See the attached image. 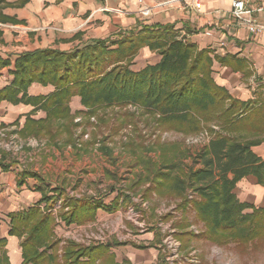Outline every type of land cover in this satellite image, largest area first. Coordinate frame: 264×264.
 Here are the masks:
<instances>
[{"label":"trees","instance_id":"obj_1","mask_svg":"<svg viewBox=\"0 0 264 264\" xmlns=\"http://www.w3.org/2000/svg\"><path fill=\"white\" fill-rule=\"evenodd\" d=\"M2 20L15 22L5 17ZM176 33L172 24L143 25L139 29L119 30L114 40L111 36L91 39L68 51L39 48L18 53L13 62L0 57V68L12 65L13 76L8 85L0 88V102H22L44 110V118L34 120L27 116L20 130L37 137L54 138V127L57 132L61 125H73L68 102L75 95L86 108L136 104L187 134L208 131L213 135L208 146L196 154L200 167H188L171 176L175 164H170V172L159 174L156 182L158 193L163 194L168 188L173 197L180 199L177 207L182 215L192 210L195 220L203 226L197 234L189 229L186 219L176 222L181 249H187L189 240L196 236L219 246L263 239L264 209L241 202L235 188L248 175L264 186V156L253 151L254 146L264 143V101L235 99L213 79L214 61L244 71V59L212 56L209 50L199 51L194 44L177 38ZM143 46L156 51L160 60L138 71L131 70L129 59ZM33 82L51 85L54 91L45 97L29 96L27 88ZM210 122L217 130L207 125ZM19 176L21 180L37 178L25 170ZM190 188L194 195L189 198ZM48 199L42 194L34 206L9 214V233L22 238V264H95L98 259L100 264H106L107 257H111L109 264H115L105 246L80 247L71 242L64 247L61 263L58 262L52 211L39 207ZM52 206V202L46 204L47 208ZM100 207L86 198L67 197L59 216L66 223H84L93 220ZM246 209L251 211L245 212ZM4 243L1 239V255Z\"/></svg>","mask_w":264,"mask_h":264},{"label":"rangeland","instance_id":"obj_2","mask_svg":"<svg viewBox=\"0 0 264 264\" xmlns=\"http://www.w3.org/2000/svg\"><path fill=\"white\" fill-rule=\"evenodd\" d=\"M143 25L149 24L138 23L136 29ZM177 33L178 38L186 40L182 31ZM114 39L116 38H111ZM145 47L147 46L141 47L129 59L128 67L131 70L152 63L153 54L157 52L149 49L150 54L144 53ZM260 67L264 70L263 63ZM262 83L258 86V91L261 93L256 96L257 99L253 96L251 101L256 103L264 101ZM252 88L254 90L255 86ZM70 101L68 107L73 125L70 127L61 125L57 132L54 127L51 130V135L55 134L54 138L47 135L37 137L20 133L25 121L20 123L15 120L12 123L0 124V168L7 169L12 166L34 170L36 166H43L44 156L54 159V154L57 153L63 164L62 176L58 177L56 185L45 182L41 184L42 193L49 199L41 202L39 207L44 205L45 212L53 211L55 208V215L59 217L66 198L73 197L86 198L95 204L110 208V210L103 209L105 212L108 211V215H103L104 213L97 209L98 212L96 211L90 225L87 222L74 223V229L79 236L73 240V243L80 247H86L88 244L102 245L108 236V230L106 232L104 229L105 222L109 218L114 219L115 214H121L123 228L119 227L117 231H121L124 237L117 239V234L120 235V232H116L111 234L114 235L111 238L108 237V241L116 245L117 241L129 245L135 243L141 247L144 244L138 238L134 242L133 234L152 233L151 245L156 244L161 250L157 264H166L164 256L167 253L163 240L168 232H171L172 237L181 247V241L176 237L179 232V228L175 226L176 222L181 221V218L186 219L190 223L189 229L197 234L203 230V226L195 220L192 210L182 215V211L177 207L180 199L173 197L168 188L163 194L155 190L156 182L159 181L158 176L168 172L167 168L170 164H175L172 168L173 172L169 171L171 176L188 167L194 169L200 167L201 163L196 154L208 146L213 135L206 130L187 134L172 128L161 121L159 114L136 104L101 105L90 109L84 107L79 99L81 107L72 111ZM29 105L33 106V109L27 114L28 117L31 118V115H35L37 111L45 113L44 110L37 109V105ZM38 119L41 118L34 120ZM207 125L217 130L214 122ZM75 164H78L77 167ZM46 177L52 176L47 174ZM56 193L58 196L55 195ZM192 195H194L192 189L187 190V196L190 198ZM51 202L53 206L47 208L46 204ZM261 206L264 207V203ZM250 211L251 209L245 210V212ZM127 231L131 232L130 239L125 237ZM63 241L67 243L68 239L60 240L62 244ZM56 253L58 262L61 263L63 251L61 254L58 251ZM110 258L107 257L106 264L111 263ZM180 258L177 264H264V238L247 244L229 243L219 246L196 236L189 240L187 249L181 250Z\"/></svg>","mask_w":264,"mask_h":264},{"label":"crops","instance_id":"obj_3","mask_svg":"<svg viewBox=\"0 0 264 264\" xmlns=\"http://www.w3.org/2000/svg\"><path fill=\"white\" fill-rule=\"evenodd\" d=\"M167 1L169 0H1L0 57L10 58L13 62L16 55L24 51L47 47L68 51L91 39L108 36L116 38L113 34L119 30L136 27L138 23L172 24L174 30L182 31L185 41L194 44L199 51L209 50L212 56H235L237 59H244L247 65L244 71L235 70L230 64L214 61L213 79L218 85L225 87L235 99L247 101L253 99V96L257 99L256 96L261 92L258 91L259 88L253 90L252 86L264 82V70L260 67L261 63L264 64V34L252 36L244 29L235 27L233 19L228 14L231 0H201L199 10L184 2L161 5ZM147 9L149 12L145 13ZM2 17L14 19L15 22L4 21ZM259 18L264 20V13L259 14ZM143 51L150 54L148 47L143 48ZM159 60L160 55L153 54L152 63ZM144 66L146 64L134 71ZM10 70L12 65L0 68V88L10 83L12 79ZM53 91L52 86L43 87L37 83L31 84L28 88L29 96H47ZM79 99L75 96L70 101L72 111L81 107ZM32 109L33 106L29 104L14 105L3 101L0 103V124L12 123L15 120L23 123ZM44 116L43 111H37L35 115H31V118ZM253 151L264 156V143L254 146ZM54 157L52 159L44 156L43 166H36L34 170H25L35 173L37 178L26 177L21 180L19 173L24 169L12 166L7 169L0 168V240L3 239L5 242L2 247L3 253L0 254V264H22L20 245L22 238L9 233L11 229L9 214L34 206L42 197L40 188L43 182L50 185L58 184L57 180L62 176L63 164L57 153ZM77 165L75 164L76 167ZM47 174L52 177H46ZM20 181L23 183H18ZM235 193L241 202L264 209L261 206L264 203V186L259 184L254 176L248 175L238 181ZM43 207L44 205L41 206L42 210ZM112 208L117 210L115 206ZM103 209L110 210V208L104 206L98 208L104 213L103 215H108V211L105 212ZM55 214L56 211L54 213L52 211L53 240L58 242L57 251L61 254L67 243H73L79 235L74 229V223H66ZM92 221L87 223L90 225ZM122 223L121 214H115L114 219L109 218L104 225L106 232L108 230V236L102 242V246H105L107 254L113 257V263L157 264L161 250L158 245H151L152 233L133 234L134 242L138 238L144 244L141 247L135 243L129 245L117 241L116 245L108 241V237L111 238L114 236L111 234L116 232H120V235L117 234V239L124 237L121 231H117L119 227L123 228ZM129 233L131 232L129 231L125 236L128 239L131 238ZM62 239H68V242L64 240L62 244L60 242ZM95 264H100V259L96 260Z\"/></svg>","mask_w":264,"mask_h":264},{"label":"built area","instance_id":"obj_4","mask_svg":"<svg viewBox=\"0 0 264 264\" xmlns=\"http://www.w3.org/2000/svg\"><path fill=\"white\" fill-rule=\"evenodd\" d=\"M178 2H184L186 4H189L196 10H199L201 7V0H169L161 5L166 6ZM148 12L149 9L145 10V13ZM261 13H264V0L230 1V8L228 10V14L233 19L235 27L237 29H244L248 34L252 36H260L264 34V20H261L259 18V14ZM222 45H224V42H222ZM259 84H254L255 88H258ZM262 84H264V82ZM163 245L165 246V251L167 253L164 256L165 263L175 264L176 262L177 264V262L181 260V249L180 244L174 240L171 235V232H168L166 234L163 240Z\"/></svg>","mask_w":264,"mask_h":264}]
</instances>
